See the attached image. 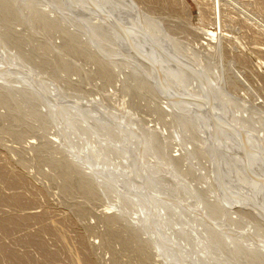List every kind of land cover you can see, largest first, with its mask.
<instances>
[{"label":"rangeland","instance_id":"374dc122","mask_svg":"<svg viewBox=\"0 0 264 264\" xmlns=\"http://www.w3.org/2000/svg\"><path fill=\"white\" fill-rule=\"evenodd\" d=\"M232 1L224 8L225 21L220 28L209 19L214 17L211 7L209 18H202L199 0L145 2L149 16L171 28L164 43L171 42L176 48L166 46L167 52L179 50L204 57L210 73L215 67L216 79L220 76L217 92L224 95L223 103L206 100L204 108L188 94L189 89L194 90L189 79L182 78L178 94L167 83L156 92L144 85V79L133 71L138 68L141 73L140 65L150 66L152 74L166 63L191 66L174 55H170L171 62L163 54H156L160 57L152 61L147 52L153 50L143 35L141 40L147 45L142 42V49L136 48L138 41L118 35L116 27V39L106 37L96 44L81 32L84 23L72 12L73 7L77 9L72 2L69 7L67 2L54 0L51 8L48 0L10 5L19 19L7 28L0 25V37L4 33L12 36L9 49L0 43V264H264V256L239 247L264 252V232L255 218L263 219L254 215L255 229H249L247 219L230 221V217H237L231 213L248 211L251 202L242 199L239 203L236 191L229 194L223 190L221 203L227 201L230 214H221L224 212L214 211L203 199L207 193L213 201L212 189H217V178L212 174L216 165L202 154L211 145L205 135L209 117L224 126L232 139L240 131L225 126L229 119L235 127L249 128L257 140L254 150L249 147L246 155H264V0ZM25 2H33V7H24ZM102 9L126 15L138 29L144 24L141 11L130 15L115 6L103 5ZM52 10L56 13L50 17L55 22L47 27L36 11ZM247 15L262 27L245 19ZM190 24L212 32L221 30L223 47L205 53L200 47L205 42L203 35L193 34ZM69 31L77 32L72 48H67ZM139 31L140 35L143 31ZM147 39H151L149 35ZM13 43L21 46L17 49ZM124 47L130 56L112 58L113 52ZM138 51L144 52L143 57L138 56L145 64L132 56ZM124 65L131 68L125 71ZM146 71L142 74L155 82ZM161 76L165 77L164 73ZM27 89L38 101L28 103ZM167 91L173 94L170 103L173 98L182 99L191 111L186 115L190 121L183 122L181 111L163 105V92ZM83 109H88V118L80 116ZM162 129L167 132L161 134ZM212 136L216 143H226L221 133L218 141ZM185 146H194L195 152L184 162L182 157L172 159ZM138 150L143 151L140 158ZM238 151L227 160H234ZM220 157L224 159L226 154ZM216 167L217 172L221 170ZM219 174V182H224L225 177ZM260 176L259 182L264 184V175ZM209 177L213 182L203 183ZM191 185L204 192L191 196Z\"/></svg>","mask_w":264,"mask_h":264},{"label":"bare ground","instance_id":"6f19581e","mask_svg":"<svg viewBox=\"0 0 264 264\" xmlns=\"http://www.w3.org/2000/svg\"><path fill=\"white\" fill-rule=\"evenodd\" d=\"M20 1L23 2L24 0H0V25H1L2 28L3 27L7 28L8 25L10 23H12V21L19 19L18 15H16V13H15V10L10 5L12 3H14V2L20 3ZM55 1H57V0H55ZM150 1H152V0H59V3H66L67 2V3H69V7H70V3L71 2L73 3L72 6L74 4H76V6L75 5L74 6L77 9H74V7H73L72 8V10H73L72 12L75 13L76 17H78L80 23L81 22L84 23L82 28L80 27L81 32H83L86 36H89L91 38V41H94L96 44H98V41H99L98 39H102L103 40L106 37H109L111 39H116L117 35L115 34L114 28H113V27H116L117 28L116 31L118 32V35H120V36H121V34H122V36L125 35L128 40H132L133 42H137L138 41L135 44L137 49L138 48L142 49V42L145 40L148 45L145 44L144 42L143 43L145 45H147V47L150 48V50L155 51V49H158L160 51H166V49H168V47L166 48V46H170L171 50H173V49L175 50L176 47H174V45L172 46L170 44L171 42L169 43V45L167 43H164V40L165 41L167 40L166 37H167L168 32L171 31L170 30L171 28L165 27L166 23H164L163 21L154 20V19H152L149 16L150 14H148V13H149L150 10L147 12V10H148L147 8H149V7H146L147 4L145 5V2L149 3ZM231 1L230 0H207V2H209V3H204V2H200V0H199L198 5H199V8H200V13L202 15V18H209L207 11L211 7L213 9L214 17L213 18H209V19L211 21H214V23L217 24V26H219V28H220L222 26V23L225 21V17H224L225 16L224 15L225 10H224V8H225V6L230 7V5H232V3H230ZM48 2H49V4H47V6H49L51 3L53 4L54 0H48ZM27 3H29V2H27ZM31 3L32 4H27L26 5V2H25L24 3V7H27V8L30 9L31 7H33L32 6L33 2H31ZM34 3H36V2L34 1ZM93 5H95L97 11L95 10V8H93ZM103 5H105V6L106 5H110V6H115L117 8H121L123 10L128 11V13H130V15H133V14L135 15L136 13L140 14V11H141L142 17H143V20H144V24H142V28L141 27L140 28L142 29L143 32L140 33V35H139V32H140L139 30H141V29L140 28L138 29L136 24H134V22L129 17H127L126 15L120 14L119 12H117L115 10H108V11L107 10H103L102 9ZM145 7H146L147 10L145 9ZM103 8H105V7H103ZM66 10H68V9H66ZM44 11H41V12L36 11V17H39L40 19L41 18L44 19L45 23H46V26L47 27H51L52 25H54L55 20L52 19L50 16H51V13H56V12L53 11V10L49 11V13L44 12ZM91 11H92V13L94 15L96 13H98L99 15L97 17L96 16L92 17L93 15L91 14ZM69 12L71 13V10ZM75 16H72V17L75 18ZM248 16L249 15L245 16V19H248V20L252 19V18H250ZM115 20L117 22H114L115 25L114 24L112 25L113 21H115ZM252 20L254 21V19H252ZM71 22L73 23V21H71ZM254 24L257 25V27L258 26L262 27V26L259 25V22L256 21V20L254 21ZM75 25L78 26V28H79V24H75ZM190 27L192 28L191 24H190ZM179 28H181V27H179ZM182 29H184L183 26H182ZM261 29H262V31H264V27H262ZM78 30L76 29V31H78ZM191 30H192V33L195 34V35H203L202 38L204 39L205 42L203 44H201L200 47H202L204 49L203 51L205 53L213 52L215 49L219 48V46L223 47L222 46V43H223L222 41L224 39L223 38L224 35H222V31L221 30L218 31V32H214V31L212 32V31L207 30L204 27L203 28L193 27ZM76 33L77 32H70V31L66 32V36H67L66 40L69 42L68 45H67V48H72L73 47V45H74L73 42H74V40L76 38ZM141 35H143L142 36L144 38L143 41L141 40L142 39ZM148 35L151 38L150 40L147 39ZM11 38H12V36L10 35V33H4L0 37V43L5 48V50L10 48L9 46H11L10 44H12V39ZM168 38H170V37H168ZM89 41H90V39H89ZM91 41L89 43H91ZM94 42H92V44ZM128 43H130V42L128 41ZM13 44H15V43H13ZM123 44L125 45V43H123ZM94 45L95 44H93L92 46H94ZM15 46L18 49V47L21 46V43L20 44L19 43L15 44ZM15 46H13V47H15ZM98 48L101 51V48H100L99 45H98ZM119 48L121 49V46L118 47V49ZM125 48L126 47H124L121 52H113V55H111L112 58L121 57V56H130V53L126 52V50H124ZM127 50H128V48H127ZM97 51H98V49H97ZM140 51H138L139 53L137 55L132 53L133 54L132 56L133 57L135 56L134 58L136 60H140V63L142 62L141 64H145L143 62V60L140 59V56H138V55H141V57H143L145 55L144 52H140ZM153 51L152 52L151 51L147 52V53L150 54V57H151L152 61H155L156 58L160 57L163 54L162 52H153ZM176 51H177V49H176ZM183 51L184 50L182 48V52ZM101 52H103V51H101ZM106 53H108V52H106ZM168 53H169V55L176 56L177 59L178 58L182 59L183 62H187L192 68L191 67L190 68L186 67L184 65V67L187 68V69H185V68H182L183 65L182 66L179 65V64L170 65L172 63H170V64L166 63V64L159 65V67H158L159 70L157 71V73L152 74L150 72L151 68L149 69L150 66L149 67L148 66L144 67V66L140 65L141 68H142V72H144L146 70L147 71L149 70L148 72L146 71L147 74H149V77L151 79H154L152 81H155V82H150V80L147 79L145 77V75L142 74V72L140 73L141 70L138 71V68H136L137 70L134 69L133 71L136 72V75H138L139 78L144 79L143 80V83H145L144 85L148 86V88L151 91H155V90L159 91V90H161L162 85L167 83L169 86L172 87V89H175V92L178 94L179 93V91H178L179 88L178 87L180 85H182L183 80L187 81V79H189V81L191 83V86H193L194 90H190L189 89V93L188 94L193 96L194 99H196V101L198 102L197 104H198L199 108L200 107H202V108L207 107L206 105L208 103L207 104L204 103V102H206V100L207 101L209 100L210 104L213 103V102H217L218 99H219V101H222V103H223V98H224L223 96L224 95H222V92H220V93H219V91L217 92L218 84H219V80H220L219 77L220 76L218 77V79H216L215 76L217 75L216 74L217 71H216L215 67L211 69V73L208 71L206 58H204V57H196L193 54L185 55V54L179 52V50H178V52H168ZM108 54H110V53H108ZM156 54H159L160 56H156ZM115 55H117V56H115ZM137 57H139V58H137ZM179 63H180V61H179ZM124 66H125L124 70L128 69V68H131V66H128V65L127 66L124 65ZM143 68H145L146 70H144ZM27 71H29V70L27 69ZM162 73H164L165 77L161 76ZM182 78H183V80H182ZM200 79H202V81ZM28 80L31 81L30 83L33 85V80L30 79V76H28ZM37 81L38 80H36V82ZM156 85H158L157 87H159V88H157ZM27 88L30 89V87H27ZM25 93H26V100L28 101L29 104L38 101L37 96L33 95V92H30L27 89V90H25ZM163 94L165 95L164 99L166 100V101H162L163 105L169 110H173L174 111L175 109H178L179 111L182 112V121L183 120L190 121L191 118L187 117L188 116L187 113H190L191 111L188 110L187 106L181 102L182 99L179 98V100H178V99H174L173 98V103H170L169 100H172V99H170L169 96L172 97L170 95L172 93L169 94L168 91H167V93L163 92ZM202 94L204 96H206L207 98L203 97ZM38 96H40V94ZM125 98H126V96H125ZM226 98H228V97H226ZM219 103H221V102H219ZM230 103H233V102H230ZM123 104H126L125 100H123ZM227 104L225 103V105H227ZM228 105H230V104H228ZM164 106H161V110L166 113V110H165ZM193 107H194V109L198 108V107H195L194 105H192V108ZM83 110L80 111L81 112L80 116L83 117V118H88L87 117V116H89L88 113H87L88 109L84 110V111ZM173 111H172V113H173ZM207 112H209V111H207ZM241 113L245 114L247 112L246 111H241ZM167 115H171V114L167 113ZM195 115H192L194 117V119H195ZM239 115H240V113H239ZM125 117H126V115H125ZM196 117H197V115H196ZM232 117L236 118L238 116L236 114H232ZM89 118L92 119L94 117H89ZM214 119H215L214 117H209L205 121V123H207V124L209 123L207 125V128H208V131L209 130L210 131L209 132L207 131L209 134L206 132L205 135H207L210 138L211 145H210V147H206L202 154L205 156V159H207L208 162L210 160L213 162L214 161V157H213L212 151H213V146L215 144L217 146V157L216 158H217L218 162L220 163L219 166H220L221 170H218V172H217V168L218 167L213 166L212 174H214V177L217 178L216 179L217 189L216 188H215V190L212 189L213 190L212 194L215 193V199L213 200L214 202L211 200L212 198L210 199V197L212 195H208L207 193H206L207 196L203 197V199H204L205 203L208 205V207H211L214 211L217 210L219 212L220 211L224 212V213H221V214H227L229 212V214H230V211H229L228 207L226 206V202H227L225 200L226 198L223 199V201H226V202L225 203H221V200H222L221 198H223L222 191L224 190V191L228 192L229 194L235 193V191H236L237 192L236 193L237 196H241L242 199H246V200H249L251 202L252 208L254 210H252V208L251 209L249 208L248 211L246 210V212L245 211H240V212L235 211V212L231 213V215L232 214H237V217L236 218L230 217V221H237L239 218H240V220L247 219L248 220L247 222H249V225H248L249 229H251V228L255 229V226L252 224V222L256 219L257 222L259 223V225L261 226L263 232H264V191H263L264 190V184H261L259 182V179L261 177L260 173L264 175V155L260 153V154H257V156H256V154L254 152H253V154L251 153V155H246V153H245L248 150L249 147L252 148V146H254V142H255L254 139L257 140V138L249 133V128H247V127H238V126L235 127V125L232 123L231 119H229V124L228 125L225 124V126H228V127L231 126V128H233L235 132L236 131H240V133H239V135H237V133H236L237 136H235V138L232 139V138L227 136V133L225 132L226 130H224V128H223L224 126H218V135L221 133L222 136L225 137L224 140L226 141V143H223L225 141L222 140V138H221L223 145L222 144H218V143L215 142V140H214V138L212 136L214 134H211V133H213V131H212L213 129L210 127V125L212 126V122L214 121ZM131 121L129 119L130 123H131ZM215 121H216V119H215ZM218 121H219V118H218ZM198 123H199V121H197L195 123V125L198 126L199 125ZM93 125H95V124H93ZM200 126H198V128H200ZM205 126H206V124H205ZM98 127H100L99 124L96 125V128H98ZM161 131H163V132H161V134H164V133L167 132L166 129H162ZM256 134H257V132H256ZM254 135H255V133H254ZM217 139H218V137L216 138V141H218ZM232 140H234L236 142H239L245 148L242 145L239 146V147L235 146L233 144L234 141L232 142ZM248 142H249V144H248ZM221 146H224V149H221ZM257 148L258 149L260 148V146L258 144H257ZM252 150H254V148H252ZM178 151H180V150H178ZM233 151H235V152L238 151V154L236 155L234 160H230V162H229L227 160V156H231V154H234V153H232ZM139 152H140L139 153V158H140L142 156V154H143V151H139ZM193 152H195L194 146H191L190 148L188 146H185L184 149H182V153L180 152V154L173 155L172 159L178 160L179 157H182V162H184L186 160V158ZM223 152L226 154V157L224 159H222L220 157L221 153L223 154ZM181 154H182V156H180ZM258 155H261V156H258ZM244 167H245V169H244ZM219 172H221L222 175L225 177L224 182H219V180L221 179V177L219 176L220 175ZM89 177H94V174H90L89 173ZM219 177H220V179H219ZM211 182H213V180L211 179V177H209V179L206 182H203V183L209 185ZM239 182L241 183L240 185H239ZM223 185H224V187H223ZM190 187L189 188H190L191 196H193L194 194L195 195H197V194L201 195L204 192L203 188H197L196 186L194 187L193 185H191ZM190 198H192V197H190ZM213 198H214V196H213ZM175 199H177V198H175ZM220 205H222V207ZM249 207H251V206H249ZM254 215L259 216L261 220L263 219V221H260L258 219V217L254 216ZM195 228H197V227H195ZM198 230L196 229V231H198ZM199 232L196 233V235L199 234ZM248 232H253V230L252 231H248ZM248 232H247V236H249ZM174 233H176V232H174ZM232 235L228 234V236L230 238H233ZM262 235H264V234L262 233ZM197 236H199V235H197ZM246 242L248 243V241H246ZM231 243L234 244L236 242L232 241ZM250 243H252V241ZM239 247L241 249H243V250L246 249V251L248 253H256L257 255L264 256V252H263V250L261 248H256L254 250H250V249H247L246 247L244 248L243 245L239 246Z\"/></svg>","mask_w":264,"mask_h":264},{"label":"water","instance_id":"95a60500","mask_svg":"<svg viewBox=\"0 0 264 264\" xmlns=\"http://www.w3.org/2000/svg\"><path fill=\"white\" fill-rule=\"evenodd\" d=\"M93 8H95V10H96V7H95V5H93ZM97 11V10H96ZM163 54H164V57L169 61V62H171V60H170V55H169V53L167 52V51H161ZM182 97L184 98V99H188V96L186 95V94H182ZM212 128H213V134H214V137H216L217 138V136H218V123L217 122H215V121H213L212 122ZM212 153H213V157H214V163H215V165L217 166V165H220V163L218 162V160H217V146L214 144V146H213V151H212ZM236 200H238V202L239 203H242V197L241 196H237L236 197Z\"/></svg>","mask_w":264,"mask_h":264}]
</instances>
